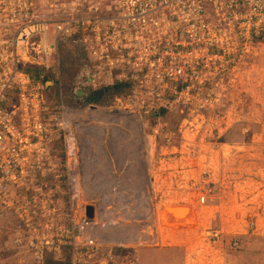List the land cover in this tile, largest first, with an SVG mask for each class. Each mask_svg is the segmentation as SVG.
I'll list each match as a JSON object with an SVG mask.
<instances>
[{
    "label": "rangeland",
    "instance_id": "rangeland-1",
    "mask_svg": "<svg viewBox=\"0 0 264 264\" xmlns=\"http://www.w3.org/2000/svg\"><path fill=\"white\" fill-rule=\"evenodd\" d=\"M22 2L0 0L2 22L14 8L24 15ZM109 2L28 0L26 21L59 20L77 9L81 15L101 16ZM52 24L47 44L56 34ZM80 36L57 49L58 68H45L44 51L36 52L34 65L21 64L40 85L53 82L43 90L48 102H57L63 93L66 139L74 149L68 158L76 157L77 168H59L64 158L59 159L56 178L46 181L50 210L37 202L35 214H28L30 225H17L10 213L0 221V264H70V252L57 242L59 218L73 214L78 220L83 212L86 218L87 207H92L90 233L100 241L97 258L110 252L105 264H264V38L239 50L224 69L217 68L184 105L172 98L160 99L161 105L151 100L160 107V118L154 121L155 115L148 114L144 129L142 111L149 101L127 103L140 115L126 112L117 96L84 102L83 89L76 88L84 85L80 74L87 56L76 39ZM43 192L37 199L46 200ZM165 206L186 207L191 214L174 223L163 217ZM49 219L50 230L44 225ZM211 231L219 232V239L211 240ZM42 238L52 243L40 258L31 241ZM142 250L148 253L141 262Z\"/></svg>",
    "mask_w": 264,
    "mask_h": 264
},
{
    "label": "built area",
    "instance_id": "built-area-1",
    "mask_svg": "<svg viewBox=\"0 0 264 264\" xmlns=\"http://www.w3.org/2000/svg\"><path fill=\"white\" fill-rule=\"evenodd\" d=\"M109 1L101 16L81 15L77 9L59 15V20L26 21L29 7L28 0H23L24 15L14 8L6 21L0 17V221L10 213L17 225H30L33 217L28 214H35L37 202L50 210L47 179L56 178L59 168H77L76 157L68 158L74 149L66 139L69 122L63 94L60 91L57 102H48L43 92L48 87L21 67L25 62L34 65L36 52L44 51L45 68H58L57 49L81 34L76 39L87 55L84 85L98 90L127 84L129 88L115 99L126 112L138 115L141 110L127 103L149 101L141 117L147 129L148 114L155 115L154 121L160 118V107L151 100L161 105L160 99L172 98L184 105L198 95L195 88L212 80L217 68L224 69L232 57L239 56V50L264 34V0ZM51 22L56 34L47 44ZM40 34L43 37L38 40ZM53 72L58 75L60 69ZM61 157L64 166L57 170ZM42 191L45 201L36 196ZM59 219L61 238L57 242L70 252V264H105L111 257L108 252L97 258L100 241L90 233L92 222L84 212L78 220L73 214ZM51 220L44 224L49 230ZM219 237L217 231L209 233L211 240ZM48 239L31 241L35 255L42 258L44 247L52 243Z\"/></svg>",
    "mask_w": 264,
    "mask_h": 264
},
{
    "label": "trees",
    "instance_id": "trees-1",
    "mask_svg": "<svg viewBox=\"0 0 264 264\" xmlns=\"http://www.w3.org/2000/svg\"><path fill=\"white\" fill-rule=\"evenodd\" d=\"M259 38L260 39H263L264 38V34H261L259 36ZM63 46L64 45H62V48H64ZM84 62H85V59H84ZM63 65H64V61L61 62V68L64 71L65 68H64ZM25 72L26 73L27 72H30V70L29 69H27V70L25 69ZM85 74H86V69H84L81 72V74H80V75H82L81 77L83 79L85 78ZM63 76L64 75L62 74V77ZM50 79H52V78H50ZM43 84H44V82H43ZM77 84H79V83L77 82L76 85ZM84 86H86V85H82V86L77 85L76 88H82L83 89V98H84L83 100H84V102H86V103H92V104L93 103H98L100 100H102L103 98H106L107 96L108 97L119 96V95H121L122 93H124L128 89V85L127 84H124V83H115L112 86L105 87V88H101V89H98V90H92L88 86H86V87H84ZM76 88H74V89H76ZM66 263L68 264V262H66Z\"/></svg>",
    "mask_w": 264,
    "mask_h": 264
},
{
    "label": "bare ground",
    "instance_id": "bare-ground-1",
    "mask_svg": "<svg viewBox=\"0 0 264 264\" xmlns=\"http://www.w3.org/2000/svg\"><path fill=\"white\" fill-rule=\"evenodd\" d=\"M163 214L167 220L171 222H183L190 216V210L186 207H178V206H165L163 209Z\"/></svg>",
    "mask_w": 264,
    "mask_h": 264
},
{
    "label": "crops",
    "instance_id": "crops-1",
    "mask_svg": "<svg viewBox=\"0 0 264 264\" xmlns=\"http://www.w3.org/2000/svg\"><path fill=\"white\" fill-rule=\"evenodd\" d=\"M52 85H53V82L51 80H48L45 82V86H47V87H51ZM171 248H173V247L168 248V249H170L168 252H172ZM147 253L148 252H145V250H142L139 252V258L141 259V262L146 260ZM159 264H165V263L163 261H161ZM171 264H180V263H179V261H177V262L173 261V263H171Z\"/></svg>",
    "mask_w": 264,
    "mask_h": 264
},
{
    "label": "water",
    "instance_id": "water-1",
    "mask_svg": "<svg viewBox=\"0 0 264 264\" xmlns=\"http://www.w3.org/2000/svg\"><path fill=\"white\" fill-rule=\"evenodd\" d=\"M90 210V211H89ZM92 207H87V211H86V219L88 221H92L93 220V216H92Z\"/></svg>",
    "mask_w": 264,
    "mask_h": 264
}]
</instances>
